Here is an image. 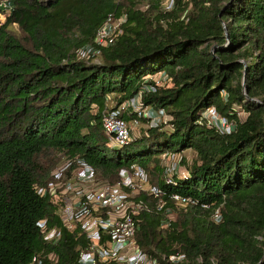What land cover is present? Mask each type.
Here are the masks:
<instances>
[{
  "label": "trees",
  "instance_id": "16d2710c",
  "mask_svg": "<svg viewBox=\"0 0 264 264\" xmlns=\"http://www.w3.org/2000/svg\"><path fill=\"white\" fill-rule=\"evenodd\" d=\"M109 15L126 16L112 45L97 63L80 57ZM161 71L171 81L141 103L164 110L170 127L108 145L102 113ZM209 108L234 131L208 126L201 113ZM188 150L187 175L165 184L161 156ZM76 158L109 184L136 165L161 190L160 211L156 199L138 197L149 209L135 234L157 264H264V0H173L167 11L158 0H0V264L35 255L42 264H79L91 241L80 225L61 226L63 198L38 193L53 182V168ZM171 195L195 204L179 210ZM41 220L61 231L56 244L44 240Z\"/></svg>",
  "mask_w": 264,
  "mask_h": 264
},
{
  "label": "built area",
  "instance_id": "2783aa9c",
  "mask_svg": "<svg viewBox=\"0 0 264 264\" xmlns=\"http://www.w3.org/2000/svg\"><path fill=\"white\" fill-rule=\"evenodd\" d=\"M166 10L172 8L173 0H169ZM126 22V16L118 17L109 15L103 25L97 30L93 42L78 50L80 57H93L97 63L99 50L112 45V37L119 33L121 26ZM171 80L161 71L142 79L139 92L133 99L120 104L111 112H103L101 116V128L103 135L109 141V145L124 147L134 139V130L140 125L145 128L162 126L169 128V116L164 110H155L142 106L141 96L152 91L153 87H162ZM133 113L135 118L126 120L121 117L123 113ZM201 118L208 126L213 127L219 133H231L235 124L218 114L213 108L204 110ZM144 120V123L140 122ZM174 154L165 153L160 161L170 160ZM178 156V155H176ZM180 158L178 159V163ZM178 166V165H177ZM173 175H166L163 182L170 184L172 178L178 175V168L174 167ZM178 171V172H177ZM187 175V173H186ZM53 182L44 189H39L41 196H59L64 199L59 222L65 229H72L80 225L87 240L91 243L88 248L81 250L78 255L79 264H97V262H114L122 264H157L155 259L149 258L143 253L135 241V234L139 229L137 216L149 208L138 197L147 194L157 200L155 207L160 211L164 207L161 200V190L156 186H150L146 172L136 165L120 174V180L115 184L97 181L93 169L82 159L76 158L73 162L66 161L52 174ZM104 182V183H103ZM170 200L176 205L186 206L195 203L189 198L171 195ZM204 208H208L203 206ZM170 211L168 210V215ZM214 220H220L219 212H215ZM44 240L56 244L60 239L61 231L56 227H48L47 220L38 223ZM172 262L179 259L169 257ZM43 257L35 255L26 264H42Z\"/></svg>",
  "mask_w": 264,
  "mask_h": 264
},
{
  "label": "rangeland",
  "instance_id": "374dc122",
  "mask_svg": "<svg viewBox=\"0 0 264 264\" xmlns=\"http://www.w3.org/2000/svg\"><path fill=\"white\" fill-rule=\"evenodd\" d=\"M158 1L161 3V7L165 11H167L166 10L167 9V6L170 3V2H168L169 0H158ZM145 8H146V6L142 5L141 3L139 4V9H143L144 10ZM11 29H12L13 33H15L17 36H20V32H19V30L17 29L16 26H13V28H11ZM237 117H238V119H240L241 121H243L246 116H245L244 113H240L239 112ZM145 130H146L145 126L143 124L140 125V127L138 129H135L134 130V137L135 138H139V137L143 136ZM162 130L166 131L167 128H163ZM108 145H109V143H108ZM179 158L182 159L183 163H182V161L180 163H178V159ZM192 159H194V153L192 151L188 150V151H185V152L180 153L178 156L172 155L170 157V160L165 161V164L160 161L159 168H160L161 173H162L161 174V179L164 180L165 176L168 175V174L170 176L173 175L174 174V170H173L174 167L178 168V171L179 172L177 171L178 172V175L177 176H180V177L181 176H185L186 173H187L186 167L188 166L187 161H191ZM61 164H59V166L53 168V170H52L51 173L53 174V172L55 170H57L60 167ZM148 180H149V178H148ZM149 185L150 186H153V184L151 183L150 180H149ZM177 207H178V209L180 208V206H178V205H177ZM176 214H177V212H173V211L170 212V214L168 215V219L171 220V221H175Z\"/></svg>",
  "mask_w": 264,
  "mask_h": 264
},
{
  "label": "water",
  "instance_id": "95a60500",
  "mask_svg": "<svg viewBox=\"0 0 264 264\" xmlns=\"http://www.w3.org/2000/svg\"><path fill=\"white\" fill-rule=\"evenodd\" d=\"M226 35V34H225ZM214 50H215V47H212V49L210 50V52L213 54L214 53ZM244 65V72H243V77H242V88H243V91H244V75H245V64L243 62H240ZM244 93V92H243ZM258 103V102H257Z\"/></svg>",
  "mask_w": 264,
  "mask_h": 264
}]
</instances>
